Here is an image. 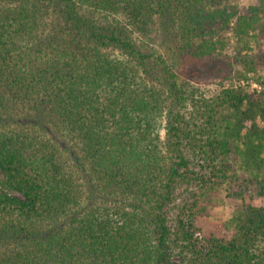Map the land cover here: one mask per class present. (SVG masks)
Here are the masks:
<instances>
[{
  "label": "trees",
  "instance_id": "obj_1",
  "mask_svg": "<svg viewBox=\"0 0 264 264\" xmlns=\"http://www.w3.org/2000/svg\"><path fill=\"white\" fill-rule=\"evenodd\" d=\"M263 41L264 0H0V264H264Z\"/></svg>",
  "mask_w": 264,
  "mask_h": 264
},
{
  "label": "rangeland",
  "instance_id": "obj_2",
  "mask_svg": "<svg viewBox=\"0 0 264 264\" xmlns=\"http://www.w3.org/2000/svg\"><path fill=\"white\" fill-rule=\"evenodd\" d=\"M256 1L257 0H235V3L238 4V7L240 8V10L244 11L248 8L249 5L255 4ZM226 36L225 38H228V39H227V47L225 49V53L230 58L231 63L235 64V61L232 58L234 57V50L237 47L236 42H235V39L233 38L232 32H229ZM158 46L154 44V48L157 51L162 49V46H159V47ZM254 48L256 49V44L254 45ZM235 71H237L236 66L233 71L234 74H235ZM234 80H235L234 84H237L238 80L236 79ZM245 83L246 85L251 84L253 88H258V85L255 84V82L253 81L246 82V80H244L243 82H241V84H245ZM224 84L228 85L230 84V81H224ZM198 85H200V87L203 90L211 92L212 90L217 89L219 87V81L213 80L212 83H209V84H206V82H200V84ZM213 198L214 199L208 208L209 215L203 220L200 219L201 225H199V232H197V236H199L200 238L212 232L221 234V235L229 232L227 231L226 233H223L222 230L224 228L221 226V224L222 223L224 224L225 221H227L233 215L234 206L236 205L235 200L227 198L224 189L221 191H218L217 193H214ZM176 261L178 262L179 258H176Z\"/></svg>",
  "mask_w": 264,
  "mask_h": 264
}]
</instances>
